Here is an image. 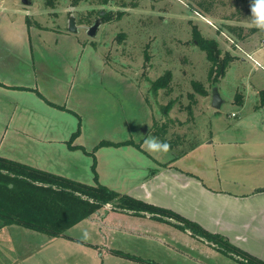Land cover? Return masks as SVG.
<instances>
[{
  "label": "rangeland",
  "instance_id": "rangeland-1",
  "mask_svg": "<svg viewBox=\"0 0 264 264\" xmlns=\"http://www.w3.org/2000/svg\"><path fill=\"white\" fill-rule=\"evenodd\" d=\"M199 2L209 11L200 7ZM252 2L33 0L31 6L22 5L20 0L0 2V42L6 44L13 55L26 59L40 55L49 59L47 63L52 75L61 72V77L54 79L50 85V91L55 92L58 101L66 93L68 106L78 112L75 118L71 117L72 133L81 131L78 142L85 148L66 152V156L53 160L52 170L87 184H94L97 171L100 178L105 180L102 182L98 179L99 182H109L116 189L120 184L127 185V181L126 184L120 182L121 177L125 172H137L143 161L148 159L146 152L159 158L166 154L149 150L144 141L152 138L146 136L154 121L167 120L161 108L170 100L173 104L169 113L173 119L179 118L182 124L176 121L170 125L169 134L185 135L190 141L189 145L197 140L209 139V133L214 128L217 132L220 128L221 134L225 135L224 124L241 113V106L232 104L231 99L236 92L244 93L246 90L248 93L254 89L255 80L249 77L252 73L256 77L260 71L264 76V55L253 56L250 51L261 39L264 40V29L262 32L253 23ZM70 18L74 19L76 32L69 31ZM95 20H99V26L95 35L90 36L88 29ZM228 25L241 26L245 33L253 27H257V31L244 40H237L235 34L227 31ZM193 27L203 37L215 38L222 55L229 51L234 56L235 61L230 62L224 75L215 82L208 78L210 63L205 52L194 41ZM247 53L258 59L261 66H257ZM240 58H244V61ZM167 70L172 72L171 90L160 89L156 95L151 90V82ZM51 73L42 74L45 77L42 78L43 83L40 81L43 88L49 86ZM192 81L201 83L203 94L196 92ZM213 88H218L224 100L219 109L211 105ZM258 99L257 94L250 92L246 99L247 107ZM232 112H237V115L231 116ZM108 138H128L133 140L136 149L128 150L130 157L124 151L126 148L117 152L95 149ZM155 138L162 141L164 137ZM138 148H142V151ZM134 152L138 155L137 159ZM13 154L17 155L18 150H14ZM91 223V226L80 224L68 229L67 235L74 240L59 237L49 248L42 250L38 262L99 264L100 252L91 251L80 243L107 242L98 229L99 219ZM128 242L140 245L124 255L147 260L160 256L159 251L150 252L151 248L145 247L143 240H124L121 244L125 248L132 247L131 244L127 245ZM107 246L111 247V244ZM127 249L123 248L128 252ZM217 252L209 264H241ZM110 264H114L113 259ZM179 264L197 263L186 260Z\"/></svg>",
  "mask_w": 264,
  "mask_h": 264
},
{
  "label": "crops",
  "instance_id": "crops-1",
  "mask_svg": "<svg viewBox=\"0 0 264 264\" xmlns=\"http://www.w3.org/2000/svg\"><path fill=\"white\" fill-rule=\"evenodd\" d=\"M262 41L250 48L253 56L264 55ZM13 54L6 44L0 42V156L68 178L67 174L52 170L53 160L85 147L78 142L80 130L74 132L77 134L71 143L73 148L70 147L69 141L74 134L71 117L75 118L78 112L68 106L66 93L63 94L64 99L62 96L58 101L55 92L49 89L53 80L61 77V72L52 75L47 63L49 59L40 55L26 59ZM240 59L244 61V58ZM49 72V86L43 88L42 78L45 77L42 74ZM257 74V79L253 73L249 76L255 80V87L250 92L257 94L259 99L247 107L246 99L250 92H236L230 102L241 106V113L224 124L225 135L221 134L220 128L218 132L214 128L209 139L197 140L190 145L188 137H175L173 146L162 158L146 152L148 159L143 161L137 172H125L120 182L126 184L127 181V185L120 184L116 189L109 182L102 183L104 178H100L95 170L97 178L102 181L100 183L115 188L119 193L173 211L264 262V103L261 102L264 76L260 71ZM236 115L237 112L231 113V116ZM177 120L180 121L179 118ZM148 136L155 137L150 129ZM108 139L130 143L97 149L117 152L126 148L124 151L130 157L128 150L135 148L133 140L128 138ZM138 149L142 151V148ZM14 150H18L17 155L13 154ZM133 154L138 158L137 153ZM106 208H109L107 213L104 211ZM96 218L99 219L98 229L107 242L80 243L91 251L100 252L99 264H110L112 259L114 264H149L145 260L152 264H179L186 260L209 264L219 251L189 230L175 226L178 222L173 219L166 222L153 214L114 210L107 205L71 228L80 224L91 226ZM121 221L124 223L120 224ZM67 231L60 237L74 240ZM58 238H48L17 225L3 226L0 228V264H40L38 258L42 250L49 248ZM133 239L143 240L144 246L151 248L150 252L159 251L160 256L149 260L125 257V253H131L130 249L140 244L128 242L127 245L132 247L127 249L121 242ZM109 243L111 247L107 246Z\"/></svg>",
  "mask_w": 264,
  "mask_h": 264
},
{
  "label": "trees",
  "instance_id": "trees-1",
  "mask_svg": "<svg viewBox=\"0 0 264 264\" xmlns=\"http://www.w3.org/2000/svg\"><path fill=\"white\" fill-rule=\"evenodd\" d=\"M198 5L203 6L205 11H209V8L205 7L202 2H199ZM227 31L230 34H235L237 40H244L256 32L257 27H253L250 32L245 33L244 28L241 26L228 25ZM261 31L263 32V29ZM193 37L199 48L205 52L206 59L210 63L208 78L212 79L213 82L217 81L224 75L234 56L229 51L224 52L222 55L219 42L215 38L203 37L196 27H193ZM171 81L172 72L167 70L151 82L152 92L158 95L160 89L171 90ZM192 86L196 92L204 93L200 82L192 81ZM263 96L264 94L261 93L262 103H264ZM172 104L173 101L170 100L161 108L167 120L160 122L156 120L150 128L151 134L159 138L164 137L162 142H167L169 147L173 146L174 137H185V135H179L178 133L168 134L170 125L178 121L168 116ZM188 109L191 113V109ZM178 122L179 124L182 123L181 121ZM76 134L74 133L70 138L69 145L71 148H73L71 143ZM129 143L130 141L113 142L103 140L95 146V149L100 146H116ZM137 146L140 147V145ZM94 181V184L82 183L0 156V228L17 225L42 233L48 238L65 236L68 229L107 205L114 210H125L135 214H153L154 217L166 222L173 219L178 222L175 226L189 230L192 235L201 237L204 241L214 245L219 251L239 260L242 264H264L263 261L230 244L222 236L209 233L197 223L173 211L153 206L128 194H122L108 188L98 181L96 174ZM124 256L129 257V255ZM144 262L152 264L150 261L145 260Z\"/></svg>",
  "mask_w": 264,
  "mask_h": 264
},
{
  "label": "clouds",
  "instance_id": "clouds-1",
  "mask_svg": "<svg viewBox=\"0 0 264 264\" xmlns=\"http://www.w3.org/2000/svg\"><path fill=\"white\" fill-rule=\"evenodd\" d=\"M251 13L253 15V23L260 29H264V0H253L251 5ZM148 149L151 151L167 152L169 144L162 142L155 137L144 141Z\"/></svg>",
  "mask_w": 264,
  "mask_h": 264
},
{
  "label": "water",
  "instance_id": "water-1",
  "mask_svg": "<svg viewBox=\"0 0 264 264\" xmlns=\"http://www.w3.org/2000/svg\"><path fill=\"white\" fill-rule=\"evenodd\" d=\"M21 4L24 6H31L33 4V0H20ZM99 26V20H95L92 25L89 27L88 29V35L93 36L96 33V30ZM76 25L74 23V19L70 18L69 20V31L70 32H76ZM222 103V99L220 97V94L218 92V90L216 88L212 89V100H211V105L213 108L215 109H219L220 105ZM109 208H106L104 211L105 213L108 212ZM96 213H98V211H96Z\"/></svg>",
  "mask_w": 264,
  "mask_h": 264
},
{
  "label": "built area",
  "instance_id": "built-area-1",
  "mask_svg": "<svg viewBox=\"0 0 264 264\" xmlns=\"http://www.w3.org/2000/svg\"><path fill=\"white\" fill-rule=\"evenodd\" d=\"M262 44L264 45V41H262ZM247 56L251 57V60H253L257 66H261V64L257 60H255L252 55L247 53Z\"/></svg>",
  "mask_w": 264,
  "mask_h": 264
}]
</instances>
